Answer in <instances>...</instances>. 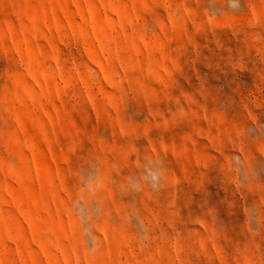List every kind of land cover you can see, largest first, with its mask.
<instances>
[{"label": "rangeland", "instance_id": "374dc122", "mask_svg": "<svg viewBox=\"0 0 264 264\" xmlns=\"http://www.w3.org/2000/svg\"><path fill=\"white\" fill-rule=\"evenodd\" d=\"M0 264H264V0H0Z\"/></svg>", "mask_w": 264, "mask_h": 264}]
</instances>
